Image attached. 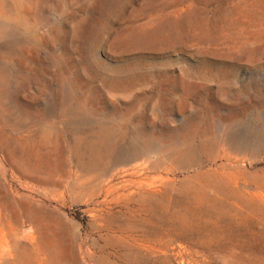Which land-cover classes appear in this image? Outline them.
<instances>
[{
  "label": "rangeland",
  "instance_id": "obj_1",
  "mask_svg": "<svg viewBox=\"0 0 264 264\" xmlns=\"http://www.w3.org/2000/svg\"><path fill=\"white\" fill-rule=\"evenodd\" d=\"M0 264H264V0H0Z\"/></svg>",
  "mask_w": 264,
  "mask_h": 264
},
{
  "label": "bare ground",
  "instance_id": "obj_2",
  "mask_svg": "<svg viewBox=\"0 0 264 264\" xmlns=\"http://www.w3.org/2000/svg\"><path fill=\"white\" fill-rule=\"evenodd\" d=\"M108 135V134H107ZM110 136V135H108ZM108 138V137H107ZM135 144V143H134ZM131 146V145H130ZM129 146V147H130ZM138 148L133 147V148H129L127 149L126 152H124V155H123V159L122 161L125 162V167H120V168H116L112 174V177H115L117 178V176H120V177H125V176H129V180H124L123 182H118V184L114 185L113 189L115 190H118L119 188L123 187L122 185L124 184V182H139V180L135 181V180H130V177H136V176H140L141 175V170H142V165L141 164H129L130 162V157L131 156H135L138 154ZM133 160V159H132ZM131 160V161H132ZM121 179V178H120ZM126 179V178H125ZM122 180V179H121ZM117 182V181H116ZM126 185V184H125ZM124 185V186H125Z\"/></svg>",
  "mask_w": 264,
  "mask_h": 264
}]
</instances>
